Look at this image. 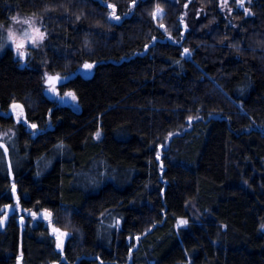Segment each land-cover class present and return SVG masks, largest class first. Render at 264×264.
<instances>
[{
	"label": "trees",
	"instance_id": "1",
	"mask_svg": "<svg viewBox=\"0 0 264 264\" xmlns=\"http://www.w3.org/2000/svg\"><path fill=\"white\" fill-rule=\"evenodd\" d=\"M248 8L231 25L216 0H0V110L25 112H0V210L70 233L62 254L13 217L0 264H264V0ZM17 15L44 35L24 59Z\"/></svg>",
	"mask_w": 264,
	"mask_h": 264
},
{
	"label": "rangeland",
	"instance_id": "2",
	"mask_svg": "<svg viewBox=\"0 0 264 264\" xmlns=\"http://www.w3.org/2000/svg\"><path fill=\"white\" fill-rule=\"evenodd\" d=\"M172 1H177V0H172ZM196 0H181V5L184 6V8H188L191 7L195 4ZM218 7L220 9V11L223 13V16L225 17L226 21L228 23H230L231 25H233L236 21L233 19V16L235 15V13H239L240 11L246 12L247 14H249V8L248 5L250 3V0H216ZM196 9V8H195ZM191 10H186L185 12H187V16H189ZM195 14L194 17L192 18L193 22L197 23L199 22L201 19H205L207 17L206 12L202 11L201 9L195 10ZM165 15V11L161 8L156 9L155 13H154V17L157 20H160L161 18H163ZM116 19V18H115ZM185 19V17H184ZM39 30V33H37L36 30ZM189 28L184 27V31L183 33H185ZM6 32L9 35V32H12L14 37H15V42L13 41L12 38L9 37L10 39V44L11 47L14 48L16 55L22 59H24L28 54H29V49L33 46H37L41 43V39H39V36L43 35V32L40 28V24L39 21L36 18L33 17H25L22 15H17L14 20L12 21V23L5 28ZM33 39H35V42H33ZM16 43H23L24 47L22 49H20V51H22L24 53L23 56L19 55V53L17 52L16 49ZM184 56L187 58H191L192 57V53L189 50H185L184 51ZM86 66H90V67H86ZM79 74L85 76V77H91L93 75V69L92 66L90 64H85L83 67L80 68V70L78 71ZM46 86L51 88V93L54 94L55 97L58 96H68V94L66 95H61V93L59 92L58 88H56V86L58 85L56 82H54L53 80H51V84L48 86L47 83L49 81V78L46 79ZM73 96L70 97V103L73 104ZM0 112L3 115H12L14 117V119L16 120L17 123H20L22 121L25 120V112L22 106L20 105H13L9 112H3L0 110ZM12 133V131H3L0 132V137L1 138H5L8 134ZM101 134V131H100ZM2 145V144H1ZM5 152L8 154V150L7 148L2 145ZM16 187H14L13 192L14 194H16ZM18 199H15V203L12 204L14 210H15V214L13 217H16L17 222L20 224L21 227V231H23L25 229V225H26V221H25V217H29V219L31 220L32 224H37L42 222L44 224L45 227H47L50 231V234L55 238L56 241V249L57 251H59L60 253L64 254L65 252V246L66 243L70 237V233L63 231L62 229L56 227V225L54 224V219H53V215L51 212L49 211H41V212H32V211H28V212H23L18 204ZM190 218L185 220V223H181L179 224V226H186L188 224H190V222L195 221V222H200L202 219V214L199 211V209L197 208L195 203H191L190 204ZM25 215V216H24ZM3 217L0 218V221L2 220ZM23 258L22 253H20L19 259L21 260ZM61 264V263H60Z\"/></svg>",
	"mask_w": 264,
	"mask_h": 264
},
{
	"label": "water",
	"instance_id": "3",
	"mask_svg": "<svg viewBox=\"0 0 264 264\" xmlns=\"http://www.w3.org/2000/svg\"><path fill=\"white\" fill-rule=\"evenodd\" d=\"M73 77L74 76H72L71 78ZM67 81L68 79H59V78L54 80V82H56L57 84H62ZM50 84L51 81L49 80L47 85L49 86ZM14 214H15V210L11 204H8L2 210H0V216H3L2 220L0 221V231H3L7 227L9 221L11 220ZM54 264H59V263H54Z\"/></svg>",
	"mask_w": 264,
	"mask_h": 264
},
{
	"label": "snow or ice",
	"instance_id": "4",
	"mask_svg": "<svg viewBox=\"0 0 264 264\" xmlns=\"http://www.w3.org/2000/svg\"><path fill=\"white\" fill-rule=\"evenodd\" d=\"M117 18H118V17H117ZM36 31H37V33H39V30H38V29H37ZM9 37L12 38L13 41L15 42V37H14V35H13L12 32H9ZM39 39H41V40L43 39L42 35L39 36ZM33 42H35V39H33ZM23 47H24V44H23V43H16V49H17V52H18L19 55H21V56L24 55V53H23L22 51H20V49H22ZM86 67H90V66H86ZM49 80L51 81L52 78L49 77ZM181 223H185V222H184V221H181Z\"/></svg>",
	"mask_w": 264,
	"mask_h": 264
},
{
	"label": "bare ground",
	"instance_id": "5",
	"mask_svg": "<svg viewBox=\"0 0 264 264\" xmlns=\"http://www.w3.org/2000/svg\"><path fill=\"white\" fill-rule=\"evenodd\" d=\"M1 209V208H0Z\"/></svg>",
	"mask_w": 264,
	"mask_h": 264
}]
</instances>
